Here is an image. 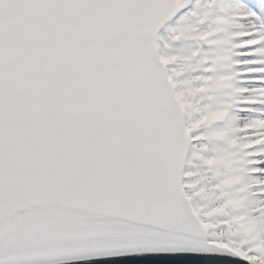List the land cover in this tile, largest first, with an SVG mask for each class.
Here are the masks:
<instances>
[{"label":"snow or ice","instance_id":"1","mask_svg":"<svg viewBox=\"0 0 264 264\" xmlns=\"http://www.w3.org/2000/svg\"><path fill=\"white\" fill-rule=\"evenodd\" d=\"M0 264H264V0H0Z\"/></svg>","mask_w":264,"mask_h":264}]
</instances>
